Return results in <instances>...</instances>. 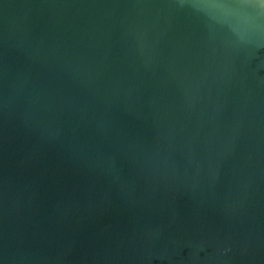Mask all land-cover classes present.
I'll return each mask as SVG.
<instances>
[{
	"label": "water",
	"instance_id": "95a60500",
	"mask_svg": "<svg viewBox=\"0 0 264 264\" xmlns=\"http://www.w3.org/2000/svg\"><path fill=\"white\" fill-rule=\"evenodd\" d=\"M0 264H264V0H0Z\"/></svg>",
	"mask_w": 264,
	"mask_h": 264
}]
</instances>
